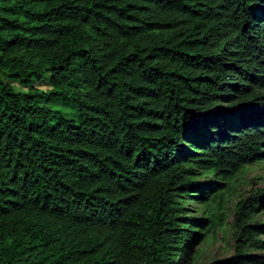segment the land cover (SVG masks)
I'll return each instance as SVG.
<instances>
[{"label": "trees", "instance_id": "obj_1", "mask_svg": "<svg viewBox=\"0 0 264 264\" xmlns=\"http://www.w3.org/2000/svg\"><path fill=\"white\" fill-rule=\"evenodd\" d=\"M262 158L264 0H0V264H189Z\"/></svg>", "mask_w": 264, "mask_h": 264}, {"label": "rangeland", "instance_id": "obj_2", "mask_svg": "<svg viewBox=\"0 0 264 264\" xmlns=\"http://www.w3.org/2000/svg\"><path fill=\"white\" fill-rule=\"evenodd\" d=\"M261 187H264V158L242 166L241 170L229 179V185L223 191L222 210L215 209L217 213L222 211L223 219L204 235L201 242L198 241L193 245L191 252L193 258L190 259L189 264H210L214 259H220L233 253L232 219L235 202L243 195ZM187 206L191 214H200L203 208L201 204L194 202ZM256 219L264 222V210L257 214ZM261 237L264 238V235Z\"/></svg>", "mask_w": 264, "mask_h": 264}]
</instances>
